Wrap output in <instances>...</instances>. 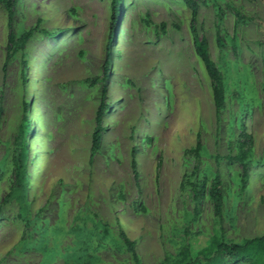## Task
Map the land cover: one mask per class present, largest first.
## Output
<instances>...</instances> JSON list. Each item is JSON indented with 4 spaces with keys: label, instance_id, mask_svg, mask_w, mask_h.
<instances>
[{
    "label": "rangeland",
    "instance_id": "rangeland-1",
    "mask_svg": "<svg viewBox=\"0 0 264 264\" xmlns=\"http://www.w3.org/2000/svg\"><path fill=\"white\" fill-rule=\"evenodd\" d=\"M193 2L0 1V264H182L264 236V0Z\"/></svg>",
    "mask_w": 264,
    "mask_h": 264
},
{
    "label": "trees",
    "instance_id": "trees-1",
    "mask_svg": "<svg viewBox=\"0 0 264 264\" xmlns=\"http://www.w3.org/2000/svg\"><path fill=\"white\" fill-rule=\"evenodd\" d=\"M7 11V14L9 18H11L12 10L11 6L13 4V0H0ZM117 0H113V4H115ZM186 4L189 5L191 8L194 4L193 0H185ZM193 21V19H192ZM28 35V33L24 34L21 38H25ZM12 41V35L9 36V41ZM196 44L194 45L197 53L201 57V59L204 62L206 71L210 77V79L213 81V91H214V101L215 106L217 108H221L224 105V95L222 90V78L221 75L216 68V66L210 61L207 55V51L204 46L203 41H197L195 38ZM194 41V42H195ZM101 105L98 108L96 117H95V127L92 132L91 136V148L93 150H96L99 146L100 139H101V131H102V125H101ZM240 143H239V149H240V155L239 158L242 160L245 158L246 155H248V151L250 148V140L249 135H246L244 132L240 133ZM134 165V162H132ZM205 179L202 182V186L196 187L195 194L198 196H203L204 188H205ZM220 178L219 176H215L212 181L210 182V186L208 189V194L210 199L213 202V207L215 210V213L219 214L220 212V206H221V194H220ZM120 236L122 237L125 247L133 251V243L127 238L125 233L123 231H119ZM264 246V236L253 238V239H247L244 240L241 243H227L224 241H218L213 247L209 248L207 251L203 252L202 259H199L197 255H191L190 253L186 255L184 262H181L182 264H224L228 260H251L258 252V247ZM183 261V260H182ZM162 264V263H161ZM163 264H166V262H163Z\"/></svg>",
    "mask_w": 264,
    "mask_h": 264
},
{
    "label": "crops",
    "instance_id": "crops-1",
    "mask_svg": "<svg viewBox=\"0 0 264 264\" xmlns=\"http://www.w3.org/2000/svg\"><path fill=\"white\" fill-rule=\"evenodd\" d=\"M101 98H102V97H101ZM101 98H100V101H99L98 107H97L96 112H95V117H96L97 110H98L99 106L101 105V103H102V101H103V99H101ZM104 101H105V100H104ZM111 102H112V99H109V101L107 100V101L104 102V104L107 105V107H104L105 110L111 109V108H110V107H112ZM141 112H142V111H141ZM136 113H139V112H136Z\"/></svg>",
    "mask_w": 264,
    "mask_h": 264
},
{
    "label": "bare ground",
    "instance_id": "bare-ground-1",
    "mask_svg": "<svg viewBox=\"0 0 264 264\" xmlns=\"http://www.w3.org/2000/svg\"><path fill=\"white\" fill-rule=\"evenodd\" d=\"M33 72L36 73V69H34Z\"/></svg>",
    "mask_w": 264,
    "mask_h": 264
}]
</instances>
